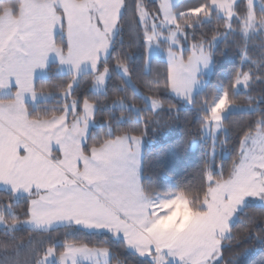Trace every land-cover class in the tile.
<instances>
[{
  "label": "snow or ice",
  "instance_id": "1",
  "mask_svg": "<svg viewBox=\"0 0 264 264\" xmlns=\"http://www.w3.org/2000/svg\"><path fill=\"white\" fill-rule=\"evenodd\" d=\"M0 264H264V0H0Z\"/></svg>",
  "mask_w": 264,
  "mask_h": 264
},
{
  "label": "trees",
  "instance_id": "2",
  "mask_svg": "<svg viewBox=\"0 0 264 264\" xmlns=\"http://www.w3.org/2000/svg\"><path fill=\"white\" fill-rule=\"evenodd\" d=\"M221 48H223V44L220 45ZM218 65L216 68V72L220 73L221 68L228 69L233 66V61L238 63V57L235 56L234 52L229 51L226 56H220L217 57ZM206 80L208 81L209 86L211 84L215 83L216 76L215 75H209L206 77ZM176 136H181L182 131L180 128H176L175 130ZM166 137H161V134L159 132L153 133L151 130L149 131V134L145 137L144 142V152L146 159H151L154 156H158L159 153L157 151L159 146V141L166 140ZM204 152V146L203 145H196L192 149L187 150L186 154L183 156H172L167 160V167L166 172L168 175H171L173 177L179 178L184 176V174L194 169L198 166V164L201 161L202 155ZM159 180L167 182V179L165 178V174L162 173L160 177H158ZM20 236H25V233H20ZM254 258V257H252ZM252 258H249L251 260Z\"/></svg>",
  "mask_w": 264,
  "mask_h": 264
}]
</instances>
